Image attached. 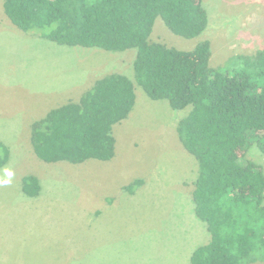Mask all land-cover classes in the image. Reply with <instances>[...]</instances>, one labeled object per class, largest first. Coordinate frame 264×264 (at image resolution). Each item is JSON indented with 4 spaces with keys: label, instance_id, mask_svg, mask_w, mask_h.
I'll return each instance as SVG.
<instances>
[{
    "label": "rangeland",
    "instance_id": "374dc122",
    "mask_svg": "<svg viewBox=\"0 0 264 264\" xmlns=\"http://www.w3.org/2000/svg\"><path fill=\"white\" fill-rule=\"evenodd\" d=\"M201 1L209 17L201 35L179 36L158 18L151 38L187 51L210 40L213 67L264 49V0ZM136 55V48L63 45L25 32L0 0V141L10 149L0 168V264H192L194 250L208 242L192 197L199 163L178 133L193 107L175 110L150 98L136 77ZM115 73L131 78L136 91L129 117L114 126L115 157L41 160L33 122ZM247 157L264 168L257 144ZM26 175L39 178L38 196L23 191ZM136 180L143 182L127 190Z\"/></svg>",
    "mask_w": 264,
    "mask_h": 264
},
{
    "label": "trees",
    "instance_id": "16d2710c",
    "mask_svg": "<svg viewBox=\"0 0 264 264\" xmlns=\"http://www.w3.org/2000/svg\"><path fill=\"white\" fill-rule=\"evenodd\" d=\"M4 10L21 30L58 44L136 48V77L148 96L168 100L175 110L193 107L178 133L199 163L192 197L210 238L194 250L192 264L264 262V168L247 157L255 144L264 152V49L213 67L210 40L187 51L151 38L158 18L179 36L201 35L209 24L201 0H4ZM135 104L131 78L102 77L79 100L33 122L34 151L46 162L111 160L114 126ZM9 159L0 141V168ZM23 191L38 196L39 178L26 175Z\"/></svg>",
    "mask_w": 264,
    "mask_h": 264
}]
</instances>
